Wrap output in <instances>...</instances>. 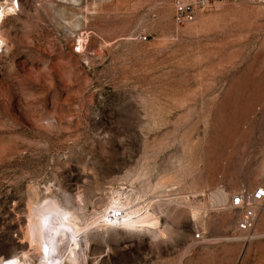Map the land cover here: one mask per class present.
Wrapping results in <instances>:
<instances>
[{"label": "rangeland", "instance_id": "1", "mask_svg": "<svg viewBox=\"0 0 264 264\" xmlns=\"http://www.w3.org/2000/svg\"><path fill=\"white\" fill-rule=\"evenodd\" d=\"M13 4L0 23V264H44L29 205L50 199L81 229L75 255L61 243L45 264H264V203L247 230L230 208L264 187V4L183 26L175 0ZM117 198L154 226L97 222Z\"/></svg>", "mask_w": 264, "mask_h": 264}, {"label": "bare ground", "instance_id": "2", "mask_svg": "<svg viewBox=\"0 0 264 264\" xmlns=\"http://www.w3.org/2000/svg\"><path fill=\"white\" fill-rule=\"evenodd\" d=\"M11 1L12 2L9 3V0H7L6 4L0 7V23L4 20L5 16L9 12L13 10L15 11V4H13V0ZM228 143L229 142L224 141L219 146L218 151L214 154V157H217V159L220 160L227 156L226 149L229 146ZM211 198L213 204H223V202L225 203L227 200V194L223 191H218L217 193L213 194ZM125 204L122 203L118 198L114 199L113 203L108 207L109 212H112H110L108 215L104 214L102 217L100 216L101 219L97 220V222H102L101 224L103 225L117 223L122 224V226L125 228L135 229H137V227L154 226L155 223L153 220H150L151 214H149L148 209L143 207L144 209L141 211L138 210V207V209L128 211L125 208ZM117 212H122L121 218H114L111 216ZM103 217L106 220L104 219L103 221ZM29 218V241L31 244H35L38 248L41 262L44 264L51 263L52 258L59 260L60 262L63 255L61 254L63 251H59L61 243L62 245L63 243L65 244L67 249H69L70 254H76V250L73 248V246L79 245V242L77 241V232L81 228H79L77 219L73 216V214L62 209L58 202L50 199L43 203H30ZM95 222L96 221L93 223ZM93 223H88L87 226L92 225ZM15 263L20 264L19 262Z\"/></svg>", "mask_w": 264, "mask_h": 264}, {"label": "built area", "instance_id": "3", "mask_svg": "<svg viewBox=\"0 0 264 264\" xmlns=\"http://www.w3.org/2000/svg\"><path fill=\"white\" fill-rule=\"evenodd\" d=\"M227 2L264 4V0H175L174 21L180 26L192 23L197 19L200 12L219 10ZM262 203H264V187L262 186L254 190H243L231 196L230 208L244 213V218L239 222V227L242 230L252 227L256 218V210ZM111 216L121 218L122 212H117Z\"/></svg>", "mask_w": 264, "mask_h": 264}]
</instances>
